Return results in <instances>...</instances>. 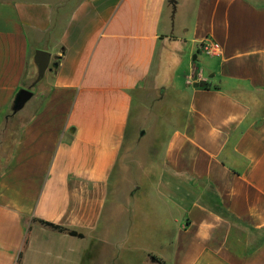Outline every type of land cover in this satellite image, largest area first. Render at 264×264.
I'll use <instances>...</instances> for the list:
<instances>
[{
	"label": "crops",
	"instance_id": "1",
	"mask_svg": "<svg viewBox=\"0 0 264 264\" xmlns=\"http://www.w3.org/2000/svg\"><path fill=\"white\" fill-rule=\"evenodd\" d=\"M7 140L0 264H84L137 191L166 264H264V0H0Z\"/></svg>",
	"mask_w": 264,
	"mask_h": 264
},
{
	"label": "rangeland",
	"instance_id": "2",
	"mask_svg": "<svg viewBox=\"0 0 264 264\" xmlns=\"http://www.w3.org/2000/svg\"><path fill=\"white\" fill-rule=\"evenodd\" d=\"M207 57L200 53L199 59L202 61ZM134 112L137 114V108ZM141 123L150 126L152 121L148 123L145 120L138 121V124ZM147 142V140L143 141V145H148ZM11 144V141L7 140L0 148V175L8 168ZM114 182L117 183V181ZM121 190L124 192L125 188ZM145 198L143 192L137 191L126 204L128 205L127 210L130 208L131 211V214H128L129 217L122 218V215L120 217L117 212L116 218L110 220L113 201L116 199V195L111 196L109 208L105 211V216L96 234V242L82 245L83 257L85 256L84 264H158L153 262L152 256L154 255L152 254L165 255V246L162 248L159 243H156L164 240L161 232L163 233L165 229L159 225V222L153 221L159 213L153 208L151 198L149 197L147 201ZM143 199L146 203L142 202ZM151 205L152 208H150ZM108 224L109 227H107ZM124 224H128L127 228L123 227ZM174 227L175 225L168 231L173 230L175 233L177 230Z\"/></svg>",
	"mask_w": 264,
	"mask_h": 264
},
{
	"label": "water",
	"instance_id": "3",
	"mask_svg": "<svg viewBox=\"0 0 264 264\" xmlns=\"http://www.w3.org/2000/svg\"><path fill=\"white\" fill-rule=\"evenodd\" d=\"M50 62H51V55L49 53L44 51L36 52L35 63L38 69L36 82H39L45 76L47 70L52 68L50 67ZM57 66L58 63L53 64V67H57ZM32 97H33V92L29 89H23L19 91L14 101L13 112L18 113L19 111H21L25 107V105L32 99Z\"/></svg>",
	"mask_w": 264,
	"mask_h": 264
},
{
	"label": "built area",
	"instance_id": "4",
	"mask_svg": "<svg viewBox=\"0 0 264 264\" xmlns=\"http://www.w3.org/2000/svg\"><path fill=\"white\" fill-rule=\"evenodd\" d=\"M200 50L207 56L215 57L221 54V46L212 39H206L200 47ZM204 78L200 71L192 70L186 76V82L189 85L199 84L203 82Z\"/></svg>",
	"mask_w": 264,
	"mask_h": 264
},
{
	"label": "trees",
	"instance_id": "5",
	"mask_svg": "<svg viewBox=\"0 0 264 264\" xmlns=\"http://www.w3.org/2000/svg\"><path fill=\"white\" fill-rule=\"evenodd\" d=\"M73 235H76L75 233H72ZM152 260L153 262H156L158 264H166L164 261H162L161 259H158L156 256H152Z\"/></svg>",
	"mask_w": 264,
	"mask_h": 264
}]
</instances>
